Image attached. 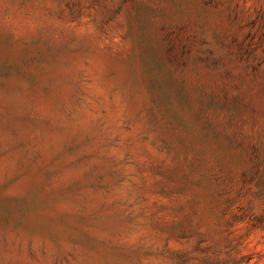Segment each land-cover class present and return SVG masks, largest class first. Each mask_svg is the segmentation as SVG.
Masks as SVG:
<instances>
[{
	"label": "rangeland",
	"instance_id": "374dc122",
	"mask_svg": "<svg viewBox=\"0 0 264 264\" xmlns=\"http://www.w3.org/2000/svg\"><path fill=\"white\" fill-rule=\"evenodd\" d=\"M0 264H264V0H0Z\"/></svg>",
	"mask_w": 264,
	"mask_h": 264
}]
</instances>
